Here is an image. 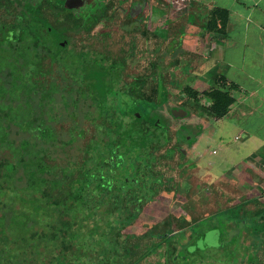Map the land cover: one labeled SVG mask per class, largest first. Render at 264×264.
Returning a JSON list of instances; mask_svg holds the SVG:
<instances>
[{
	"label": "trees",
	"instance_id": "trees-1",
	"mask_svg": "<svg viewBox=\"0 0 264 264\" xmlns=\"http://www.w3.org/2000/svg\"><path fill=\"white\" fill-rule=\"evenodd\" d=\"M30 1L0 0V264H264V186L204 217L187 203L179 143L159 112L177 82L163 65L165 38L182 45L185 30L151 34L138 69L147 29L113 14V0L87 21L64 0ZM227 18L214 7L204 29L223 33ZM232 86L217 74L209 88L186 81L179 91L199 116L222 118ZM245 172L264 185L263 173ZM171 199L177 217L136 231L149 204ZM216 220L233 230H220L224 251H190Z\"/></svg>",
	"mask_w": 264,
	"mask_h": 264
},
{
	"label": "rangeland",
	"instance_id": "rangeland-1",
	"mask_svg": "<svg viewBox=\"0 0 264 264\" xmlns=\"http://www.w3.org/2000/svg\"><path fill=\"white\" fill-rule=\"evenodd\" d=\"M105 1L106 0H64L68 6H72L73 12L83 18L84 21H87L92 14L96 13ZM113 1L115 3V11L113 14L117 15V13L121 14L122 12L128 15L130 10H132L133 17L137 19V22H139L143 28L147 29L148 36L143 37L142 34V39L139 43L142 48L138 52V55H136L134 61H132V65H137L138 69H141L142 65H147L145 51L150 49V42L154 39L151 34L155 33L159 34L161 37H166L167 34L169 35V33H171L170 30L172 25L182 28L185 27L187 10L184 9L185 12L179 17L178 21L173 20L175 15L173 11L175 7L172 0ZM36 2L37 0L30 1L32 6H35ZM132 2L140 3V5L137 4V6H135ZM23 12L24 11H22L21 14L19 13L18 16H22ZM177 13L178 12H176V15ZM133 24L135 23L131 25ZM103 29H105V27L102 23H99L95 26L93 31H91V34ZM165 31H167V33H165ZM173 35L175 34L165 38L163 49L167 48V50L166 52L163 51L164 54L166 53L164 55L163 65L168 67V70L174 71L177 82L174 86L169 87L168 98L159 108V112L163 120L167 122L169 130L174 136V141L179 143L180 153L176 152V160L181 163L180 168L184 167L185 183H189L188 187L191 189V197L187 200V203L192 207L193 211L204 217L212 212L213 207H223L240 197L237 195V190L234 189V183L228 184L230 186L229 194L221 188L220 182H215L214 180L221 177L224 172H228L232 169L237 161L242 160L243 156L251 148V145L249 143L245 145L242 141L243 136L231 129L229 124H227L229 119L227 115L220 119L206 116L207 124L204 125L199 135L196 134L198 127H200V125L197 124L202 123L199 118L200 116L195 110L192 109V111L189 106L182 103L184 96L179 91L180 87L187 81L186 73L182 72L180 69L186 72L189 71L190 66L188 67L189 63L185 60L186 58H183V53L180 52L182 55H179L176 49L177 45L172 47L175 42L172 38ZM179 47L188 48L186 42L185 46L183 43L179 45ZM179 57L181 60H179ZM177 64L178 66H175ZM117 99H119V97ZM195 183H197L196 187ZM164 202L165 203H162V200L161 202H152L145 208L141 220L133 225L136 231H144L147 227L151 226L152 223L166 216L168 212H171L172 214L170 215H174L175 217L182 212L180 201L179 205L174 199L164 200ZM210 217L212 218V216ZM204 221H206V219L202 220V224H204ZM215 222L217 228L209 230L197 241L193 240L192 244L188 247L190 251L196 250L195 245H198L200 248L208 247L212 250L209 254L212 256L225 249L217 248L220 241V230H225L222 234L224 236L225 234L233 232V230L228 229V221L223 220L221 222L216 220ZM159 224L161 225L160 222ZM222 257L223 256H219L221 259ZM186 264L211 263L207 260L199 263L196 257L194 260L189 259Z\"/></svg>",
	"mask_w": 264,
	"mask_h": 264
},
{
	"label": "crops",
	"instance_id": "crops-1",
	"mask_svg": "<svg viewBox=\"0 0 264 264\" xmlns=\"http://www.w3.org/2000/svg\"><path fill=\"white\" fill-rule=\"evenodd\" d=\"M172 2L176 8L173 20L178 21L184 9L187 10L185 27L178 26V29L187 33L183 43L185 46L186 42L188 48L177 44L176 49L179 55L183 53L181 55L189 63V71H182L186 73L189 84L199 90L209 88L215 85L217 74L225 75L227 81L233 83L230 93L234 101L226 114L229 116L227 124L240 133L243 143H249L251 148L232 169L214 181L220 182L221 188L227 193L230 192L228 184L234 183V189L240 196L237 200H242L251 193L260 192L264 186L254 185L245 172V168L251 166L259 175H264V151L261 150L264 144V0ZM214 7L228 10L223 33L204 29V23ZM199 118L202 123L197 124L200 125L196 133L198 135L207 124L206 116Z\"/></svg>",
	"mask_w": 264,
	"mask_h": 264
},
{
	"label": "flooded vegetation",
	"instance_id": "flooded-vegetation-1",
	"mask_svg": "<svg viewBox=\"0 0 264 264\" xmlns=\"http://www.w3.org/2000/svg\"><path fill=\"white\" fill-rule=\"evenodd\" d=\"M106 1H108V0H106ZM106 1H105V2H106ZM105 2H104V3H105ZM104 3H103V4H104ZM132 3H134V5H135V6H137V4H139V5H140V3H137V2H132ZM129 13L132 15V10H130V12H129ZM132 16H133V15H132Z\"/></svg>",
	"mask_w": 264,
	"mask_h": 264
}]
</instances>
